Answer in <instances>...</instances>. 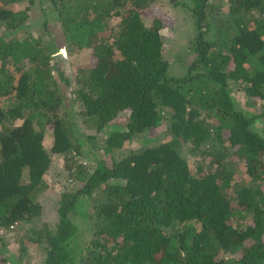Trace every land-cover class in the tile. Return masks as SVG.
<instances>
[{
	"label": "trees",
	"instance_id": "trees-1",
	"mask_svg": "<svg viewBox=\"0 0 264 264\" xmlns=\"http://www.w3.org/2000/svg\"><path fill=\"white\" fill-rule=\"evenodd\" d=\"M158 1L0 0V231H17L19 259L35 245L41 264H264V0L182 2L180 77L160 32L177 16ZM49 18L87 63L63 68ZM51 154L71 183L55 221L38 200Z\"/></svg>",
	"mask_w": 264,
	"mask_h": 264
},
{
	"label": "rangeland",
	"instance_id": "rangeland-1",
	"mask_svg": "<svg viewBox=\"0 0 264 264\" xmlns=\"http://www.w3.org/2000/svg\"><path fill=\"white\" fill-rule=\"evenodd\" d=\"M185 0H179L178 4L175 6L169 0H159V7H165L164 9H171V12H175L177 17L176 20L172 22L171 25H167L165 28L161 29V35L164 42V54L167 57L166 59L169 62V75L180 77L183 76L187 67L192 59L193 52L189 46V38L193 35V24L186 12H184L183 7H181L182 2ZM25 3V2H23ZM19 4L18 8L25 7V4ZM158 3V5H159ZM227 4H223L226 6ZM175 8V10H174ZM187 17V18H186ZM31 26L27 28L28 32H30L33 36L37 34V27H35L34 23L36 22V8H33L31 19L29 20ZM49 36L48 40L52 38V52L56 53L59 51L61 53V60L63 63V68H67L68 70L73 67V65L84 64L89 61V52L88 49H83L78 53L68 57L64 50L61 48V35L60 29L56 22L53 21V18H49ZM52 26V27H51ZM38 29H40L38 27ZM71 63L73 65L71 66ZM234 96L240 102V104L245 102V97L243 90L241 88H237L233 90ZM263 101L257 104V110H260L262 107ZM128 119V111H123L118 118L115 119L116 123L119 125L124 124ZM48 132L45 136V146L48 148L50 145V136ZM146 134L154 135L151 133H143L138 136V138H134L131 141L126 142L124 148L117 150L115 152V156L119 157L121 155L126 154L128 151L137 150L141 146L144 145V141L146 138ZM167 138V132L161 130L158 133V136L155 140L149 141L145 143L148 146H154L161 142H163ZM187 153V151H186ZM188 155V154H187ZM52 164L48 173L45 175V180L48 184L46 190H44L38 197V200L43 205V214L42 218L47 221H55L57 219L56 216V208L57 201L59 198V194L70 187L71 183H68V178L66 177V173H63L62 170V159L54 154H51ZM187 160L191 162V156H187ZM86 161V168H91L89 166L90 162ZM243 164L237 166V172L235 173L234 182H245L247 177L243 173ZM26 175V174H25ZM16 232H1L0 237H3V240L0 241V246L4 244L3 253L7 258L6 264H41L42 263V251L37 246H32L27 252L26 255H23L21 259L18 258V242L16 239Z\"/></svg>",
	"mask_w": 264,
	"mask_h": 264
},
{
	"label": "water",
	"instance_id": "water-1",
	"mask_svg": "<svg viewBox=\"0 0 264 264\" xmlns=\"http://www.w3.org/2000/svg\"><path fill=\"white\" fill-rule=\"evenodd\" d=\"M171 2H174V1H176V0H170Z\"/></svg>",
	"mask_w": 264,
	"mask_h": 264
}]
</instances>
